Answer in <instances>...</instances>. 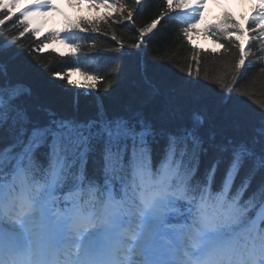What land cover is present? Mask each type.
Instances as JSON below:
<instances>
[{
  "label": "snow or ice",
  "instance_id": "1",
  "mask_svg": "<svg viewBox=\"0 0 264 264\" xmlns=\"http://www.w3.org/2000/svg\"><path fill=\"white\" fill-rule=\"evenodd\" d=\"M64 3L0 0V264H264V0Z\"/></svg>",
  "mask_w": 264,
  "mask_h": 264
},
{
  "label": "trees",
  "instance_id": "2",
  "mask_svg": "<svg viewBox=\"0 0 264 264\" xmlns=\"http://www.w3.org/2000/svg\"><path fill=\"white\" fill-rule=\"evenodd\" d=\"M172 27V25H169ZM157 41H175V37L171 34H165L161 37L156 38ZM25 54L27 55L26 49L27 46L33 41L31 39H26L25 40ZM153 49L159 47L157 43H153L151 45ZM168 49L169 50H164L163 48L160 49V52L157 53L161 57L159 60H153V63L160 64L163 62H168V67H172L173 64H179L183 66L186 62H190V48L186 44H180L178 42H171L168 44ZM86 51V50H85ZM82 59V58H81ZM150 59H152L150 57ZM205 63L209 69V71H215L214 66L211 64V58L210 57H205L204 58ZM49 62L50 63V68L48 69L49 72L54 71V70H60L63 71L64 68L63 66H72L73 65V59L72 58H66L64 60H61L58 56L54 54H41L39 57V63L43 64L44 62ZM34 63L36 61H33ZM92 64V61L89 60L87 62L83 63L84 68H88ZM43 71V69H41ZM178 70V69H177ZM57 83L66 86L65 82L63 81H57ZM38 86H41L40 83L38 82ZM42 92H45V95L47 96L48 99H51L56 102L58 106L63 104V101L65 99L64 94L59 91V89H52L51 91L46 90L45 88L41 87ZM71 91H82L78 89H72ZM111 91V90H110ZM257 99H264V96L259 95V87L257 88ZM106 95V94H105Z\"/></svg>",
  "mask_w": 264,
  "mask_h": 264
},
{
  "label": "rangeland",
  "instance_id": "3",
  "mask_svg": "<svg viewBox=\"0 0 264 264\" xmlns=\"http://www.w3.org/2000/svg\"><path fill=\"white\" fill-rule=\"evenodd\" d=\"M226 2L232 3L233 5H236L238 0H226ZM58 3L60 4V6L62 8H64V10H66V4L64 3V0H58ZM246 6H247V3L244 5V7H246ZM76 10H78V9H75L73 7H69L70 14H72ZM58 22H59V20H57V18H55L54 21L49 25V27H57L58 26Z\"/></svg>",
  "mask_w": 264,
  "mask_h": 264
},
{
  "label": "clouds",
  "instance_id": "4",
  "mask_svg": "<svg viewBox=\"0 0 264 264\" xmlns=\"http://www.w3.org/2000/svg\"><path fill=\"white\" fill-rule=\"evenodd\" d=\"M193 251H194V254L192 256L191 264H208V261L206 258L195 255V251H196L195 248Z\"/></svg>",
  "mask_w": 264,
  "mask_h": 264
}]
</instances>
